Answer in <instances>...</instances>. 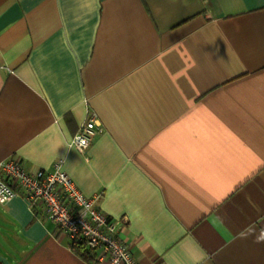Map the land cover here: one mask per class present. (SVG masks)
<instances>
[{
  "label": "crops",
  "instance_id": "0c3cea01",
  "mask_svg": "<svg viewBox=\"0 0 264 264\" xmlns=\"http://www.w3.org/2000/svg\"><path fill=\"white\" fill-rule=\"evenodd\" d=\"M8 158L101 194L138 264H264V0H0ZM0 264L88 263L17 195Z\"/></svg>",
  "mask_w": 264,
  "mask_h": 264
},
{
  "label": "built area",
  "instance_id": "2783aa9c",
  "mask_svg": "<svg viewBox=\"0 0 264 264\" xmlns=\"http://www.w3.org/2000/svg\"><path fill=\"white\" fill-rule=\"evenodd\" d=\"M101 126L90 113L79 125L69 146L84 152ZM84 141L85 143H81ZM23 196L32 210L39 209L69 240L83 245L80 256L88 264H138L128 246L113 233L109 217L98 207L101 194L85 196L55 162L50 170L30 173L16 158L0 161V200ZM79 255V254H78Z\"/></svg>",
  "mask_w": 264,
  "mask_h": 264
},
{
  "label": "trees",
  "instance_id": "16d2710c",
  "mask_svg": "<svg viewBox=\"0 0 264 264\" xmlns=\"http://www.w3.org/2000/svg\"><path fill=\"white\" fill-rule=\"evenodd\" d=\"M72 249H73V251L74 252H76L77 254H79L80 255V251L82 250V251H86L87 252V250H85V248L83 247V245L81 246V245H78V246H72Z\"/></svg>",
  "mask_w": 264,
  "mask_h": 264
},
{
  "label": "clouds",
  "instance_id": "9594fccd",
  "mask_svg": "<svg viewBox=\"0 0 264 264\" xmlns=\"http://www.w3.org/2000/svg\"><path fill=\"white\" fill-rule=\"evenodd\" d=\"M81 143H85L84 141H81Z\"/></svg>",
  "mask_w": 264,
  "mask_h": 264
}]
</instances>
